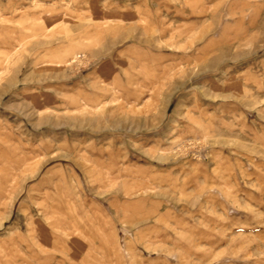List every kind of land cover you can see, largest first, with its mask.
<instances>
[{
	"label": "rangeland",
	"instance_id": "1",
	"mask_svg": "<svg viewBox=\"0 0 264 264\" xmlns=\"http://www.w3.org/2000/svg\"><path fill=\"white\" fill-rule=\"evenodd\" d=\"M0 264H264V0H0Z\"/></svg>",
	"mask_w": 264,
	"mask_h": 264
}]
</instances>
